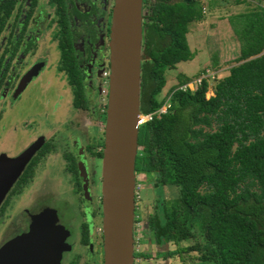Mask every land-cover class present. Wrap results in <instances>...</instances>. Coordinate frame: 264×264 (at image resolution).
<instances>
[{
    "label": "trees",
    "instance_id": "1",
    "mask_svg": "<svg viewBox=\"0 0 264 264\" xmlns=\"http://www.w3.org/2000/svg\"><path fill=\"white\" fill-rule=\"evenodd\" d=\"M256 1L228 17L239 55L213 95L206 96V79L193 91L181 89L189 78L179 74L170 107L155 113L165 71L195 56L187 33L203 14L196 0H143L140 113L152 117L138 127L135 171L168 192L148 217L147 241H193L181 251L209 264H264V0ZM69 64L73 106L105 116ZM82 232L87 244L88 224Z\"/></svg>",
    "mask_w": 264,
    "mask_h": 264
},
{
    "label": "flooded vegetation",
    "instance_id": "2",
    "mask_svg": "<svg viewBox=\"0 0 264 264\" xmlns=\"http://www.w3.org/2000/svg\"><path fill=\"white\" fill-rule=\"evenodd\" d=\"M114 5L115 0H0V156L15 157L38 138L42 141L0 204V221L2 218L5 222L0 223V248L8 240L22 235L33 216L46 208L51 212L55 210L57 225L73 234L65 219L71 207L63 196L64 172L60 170L58 177L56 170L54 179L45 172L39 180L46 188L47 182L58 184L61 177L63 187H57L59 193H53L54 186L52 190L39 192L41 198L36 192L28 195L23 192L35 184L38 172L50 163L48 159L56 142L52 134L47 135V129L52 128L47 111L58 103L52 105L49 99L52 95L59 99L67 90L73 93L68 82L69 62L74 66L73 79L80 76L86 82L87 91L95 89L93 82L99 80L97 89L101 95L102 71L110 70L109 42ZM143 57L142 46V61ZM106 102L107 97L104 106ZM71 107L77 109L72 102ZM38 112L43 114L38 115ZM71 141L73 148L69 153H62L61 160H65L64 171L76 178L80 174L79 163L84 164V147L78 135H73ZM102 149L98 152L102 153ZM99 153L96 157L102 159ZM76 182L78 191L85 196L81 174ZM20 201L23 203L19 204ZM84 224L88 223L80 225L81 244H86L82 235ZM88 229L90 235V224ZM135 238L138 242L137 236ZM146 238L140 239V244ZM73 239L74 235H68L65 242L71 245ZM69 252L68 249L62 253L59 264H75L73 261L65 263ZM138 255L136 253L134 260Z\"/></svg>",
    "mask_w": 264,
    "mask_h": 264
},
{
    "label": "water",
    "instance_id": "3",
    "mask_svg": "<svg viewBox=\"0 0 264 264\" xmlns=\"http://www.w3.org/2000/svg\"><path fill=\"white\" fill-rule=\"evenodd\" d=\"M143 0H115L110 32V75L102 149L103 264H134L135 159L138 149ZM38 138L19 155L0 156V204L40 148ZM88 196L86 173L78 165ZM163 202L160 201V210ZM55 210L33 216L28 229L0 248V264H59L69 248Z\"/></svg>",
    "mask_w": 264,
    "mask_h": 264
},
{
    "label": "rangeland",
    "instance_id": "4",
    "mask_svg": "<svg viewBox=\"0 0 264 264\" xmlns=\"http://www.w3.org/2000/svg\"><path fill=\"white\" fill-rule=\"evenodd\" d=\"M233 0H205L207 3V10L209 13L203 14L202 19L194 22L192 26L194 28V40L192 41V48L195 55L198 52H204V54L198 55L199 64L187 63L185 65H176L172 69H167L165 75V85L161 92L156 96L157 100L162 102V106L159 109H168L171 105V96L174 88L179 86L177 76L179 74L188 73L189 78L187 84L189 90H195V79L202 77L205 70L211 71V75L207 76L208 90L206 96H212L214 86L216 82L222 77L228 75L229 68L235 64L236 58L239 55V42L234 35L232 29L226 30L222 24L215 22L214 20H221L228 18L230 15H234L249 9L252 6L251 3H235ZM240 4V5H238ZM235 5H238L237 7ZM230 6V7H229ZM234 6V7H231ZM230 25V24H229ZM231 27V26H230ZM197 36V37H196ZM197 47H202L197 49ZM198 50V51H197ZM216 59L217 66L214 67L212 62ZM205 62V66L203 63ZM94 80V88H88V96L90 101L100 111H104V100L98 93L97 82ZM101 82V81H100ZM96 84V85H95ZM101 86V84L99 85ZM72 94L69 90L63 94L61 98L52 95L49 99L50 104L58 103L55 107L47 111L48 119L51 120L52 128L47 129V135L52 134L53 140L56 142L52 145V153L48 159L50 163L45 164L44 167L38 172L35 184H31L24 190L23 195L36 192L49 191L51 186L55 192L59 193L57 187L61 188V177L58 184L51 181L46 183L44 188L42 180L45 172H48V177L54 179L55 171H58V177L60 176V170L64 172L63 182L65 188H63V196L69 201L71 209L66 213V224L73 230V234L65 232V238L68 235H74V239L71 245H69L70 252L66 256L65 263L73 261L75 264H103V236H102V159L96 157L102 149L101 142L104 140V129L106 115L102 117L96 116L94 113L73 109L71 107ZM42 112H38V115H42ZM67 128V129H66ZM78 135L79 143L84 147L83 161L84 169L86 173V184L88 185L89 195L83 196L81 191L77 189V182L80 174L76 176L64 171V161L61 160L62 153H69L73 144L71 141L72 136ZM99 151V152H98ZM51 165V168L50 166ZM136 184L138 191V198L135 203L134 218L136 219L135 227L137 228L139 241L135 242L134 239V252L139 253L141 249V240L146 238V232L148 227V217L154 212L155 207L159 203V199L162 197L168 198V192L163 188H155L152 185L151 179L145 175L144 172L135 171ZM40 182V183H39ZM63 187V186H62ZM87 189V193H88ZM52 190V189H51ZM205 191V187L201 188V192ZM40 194L38 197L41 198ZM20 201L19 204H22ZM16 208V205L14 206ZM6 213H8L6 211ZM13 213V212H12ZM0 223H5L1 221ZM83 223L90 224V242L88 244H81L80 225ZM2 227V225H1ZM136 230L134 229V234ZM1 236V235H0ZM141 239V240H140ZM192 242V241H191ZM149 242H146L148 244ZM145 251H148L150 244L144 246ZM67 249V250H68ZM134 264H156L155 261H140L139 257L134 260ZM185 264H209L202 261L199 253L192 252L190 258H188Z\"/></svg>",
    "mask_w": 264,
    "mask_h": 264
},
{
    "label": "crops",
    "instance_id": "5",
    "mask_svg": "<svg viewBox=\"0 0 264 264\" xmlns=\"http://www.w3.org/2000/svg\"><path fill=\"white\" fill-rule=\"evenodd\" d=\"M236 2L239 3L238 1H234L233 4H235ZM242 3H245V2H242ZM238 5H240V4H238ZM238 5H235V6L237 7ZM231 7H234V6H231ZM214 21L219 22V24H222V26L226 30L227 29L231 30V27L229 25L227 17L224 19H221V20H214ZM193 25H194V22L192 24H190L189 31L187 33V41H188L189 47L192 51H194L192 46H191L192 41L193 40H194V42L196 41L194 39V35L196 34V32L194 33V28L192 27ZM200 48H202V47H197V49H200ZM200 54H204V52L203 51L198 52L192 60L181 61V62H178L176 65H185V64L191 63V62L193 64H194V62H196L195 64L198 65L199 64L198 55H200ZM201 63H203L205 66V62H201ZM187 74L188 73H185V76H187ZM146 242H148L147 238H146V240L142 241V243H141V249L139 250V255H138L140 261H142V260H146V261H150V262L155 261L156 264H185L186 260L188 258H190L191 254H192V252H184V251H181V249L183 247H186L188 244H191L193 241L191 242L188 240H180V241L162 242L160 244L148 243V244H150V247H149L150 249L148 251H145L144 246L148 245V244H146ZM140 253H148L150 255V257L144 258V257L140 256ZM161 253L165 254V255H166V253H170V255L166 256L164 259H162V258L160 259V258H158V255H160Z\"/></svg>",
    "mask_w": 264,
    "mask_h": 264
},
{
    "label": "built area",
    "instance_id": "6",
    "mask_svg": "<svg viewBox=\"0 0 264 264\" xmlns=\"http://www.w3.org/2000/svg\"><path fill=\"white\" fill-rule=\"evenodd\" d=\"M197 2H199V5L201 6V10H202V14H207L209 13V9L207 10V3H205V0H196ZM234 1H240V2H245V3H251V4H257V1L256 0H234ZM259 5L264 8V1L260 2ZM109 75H110V70L107 68V69H104L102 71V83H101V86H100V93L102 94V97H103V100L105 101V98L107 97V94H108V81H109ZM211 75V71L206 69L205 70V73L202 74V77L200 76L199 78H196L195 79V86L197 87L198 85H200L201 83V80L202 79H206L207 76H210ZM207 80V79H206ZM196 87L194 89H196ZM181 89L183 90H186L188 89V84L185 83L184 85H181L180 86ZM193 91V90H192ZM166 112V109H159L158 111H156L155 113H164ZM152 117V114H147V115H143L142 113L140 114V121H139V124L143 123L144 121L146 120H149L151 119ZM137 184L135 183V190H134V196H135V203L137 201V194H138V191H137ZM135 242H136V238H135Z\"/></svg>",
    "mask_w": 264,
    "mask_h": 264
}]
</instances>
